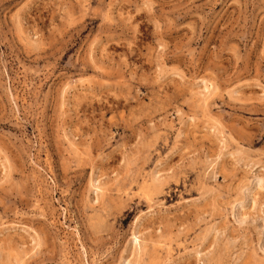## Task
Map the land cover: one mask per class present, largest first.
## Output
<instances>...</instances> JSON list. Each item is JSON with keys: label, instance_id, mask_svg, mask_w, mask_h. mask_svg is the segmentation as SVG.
Instances as JSON below:
<instances>
[{"label": "rangeland", "instance_id": "rangeland-1", "mask_svg": "<svg viewBox=\"0 0 264 264\" xmlns=\"http://www.w3.org/2000/svg\"><path fill=\"white\" fill-rule=\"evenodd\" d=\"M0 264H264V0H0Z\"/></svg>", "mask_w": 264, "mask_h": 264}]
</instances>
